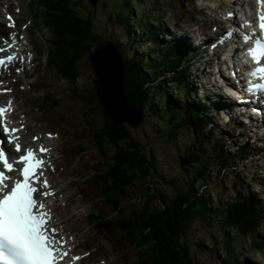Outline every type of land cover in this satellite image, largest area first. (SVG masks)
Wrapping results in <instances>:
<instances>
[{"label":"trees","instance_id":"obj_1","mask_svg":"<svg viewBox=\"0 0 264 264\" xmlns=\"http://www.w3.org/2000/svg\"><path fill=\"white\" fill-rule=\"evenodd\" d=\"M35 2L41 3L39 18L49 33L46 42L50 60L46 54L44 65L66 79L69 93L65 99L81 103L85 108L80 111V123L84 131H88L89 142L102 155L90 168L88 186L103 200L110 215L99 210L92 220V230L107 241L115 240L133 250L137 257L135 264H195L184 237L195 220L211 223L210 220L214 219L213 223L220 222L218 224L225 230V235L229 234L228 229H232L247 238L254 247L253 252L264 259V197L245 198L243 184L236 180L237 176L233 173L228 181L233 190L231 197H211L210 191L206 190L207 183H203L207 182L210 170L208 163L202 168L200 166L203 149L208 148L206 153H209L211 147L213 160L219 158L215 170L217 176L226 170L230 155L234 156L236 152L232 154L224 150L222 143L213 141L212 132L205 129L206 119L199 117L191 104L183 102L185 99L190 102L191 96L188 95L190 90L185 79L188 66H178L181 56H173L166 47L161 49V53L168 62L153 53H123L120 68L124 101L133 111L143 113V119L137 125L127 121L116 122L100 100L98 74L89 58L101 41L93 20L76 11L77 0ZM149 28L143 27L142 30L149 35ZM151 39L156 41V34L151 35ZM110 45L115 48L113 44ZM116 53L121 54L120 50ZM80 63L90 65L94 73L92 87L85 91L77 86ZM155 77L161 84L160 89L164 90L159 98L155 96L156 84L152 85ZM166 79L172 81V85L167 86ZM51 102L58 104L59 101ZM145 113H149L153 119L155 116H165L167 124L163 125L157 120L155 123L167 131V138L171 136L174 139L185 130L198 140L211 139V144H203L199 150H195L198 144L192 147L183 145L180 165L184 169L190 166L196 169L192 179L185 184L187 187L178 188L173 195L163 189L168 185H158L161 178L156 176L153 153L135 133L134 128L145 124ZM106 146L113 151L107 161ZM78 152L81 151L76 148L75 154ZM247 152V149H241L239 158L244 159ZM211 156L209 159H212ZM216 246H220L222 252L220 260L228 261L229 243L221 242ZM239 264L257 263L242 259Z\"/></svg>","mask_w":264,"mask_h":264},{"label":"rangeland","instance_id":"obj_2","mask_svg":"<svg viewBox=\"0 0 264 264\" xmlns=\"http://www.w3.org/2000/svg\"><path fill=\"white\" fill-rule=\"evenodd\" d=\"M77 0L78 4L76 6V11L82 16H88L94 22V29L99 35L101 40L98 46L92 50V54L89 55L91 62L94 64L93 57H95V63L97 66L96 72L102 75V80L105 82V89H102L101 93L104 99L110 105L111 111L116 115L115 120H121L123 114L121 113L122 108H126L122 104L117 87V81H119V67L118 58L119 55L115 54L110 48V43L113 44L116 49L123 53H131L138 55L144 53L149 55L151 53L156 54L159 58L164 59L159 50L156 49L154 42H150L147 35L141 29V27H147L151 24L160 25L156 26L158 31L162 28H168L174 32V39L179 40L180 33L183 34L185 31H194L201 29L207 33V35H212L214 31V20L221 19L224 12L228 9L229 4L226 0ZM248 2V0H246ZM0 4L4 5V1L0 0ZM20 15V18L26 22L31 23L30 33L34 42L39 44L40 48L45 53H37L38 57V73L37 76L33 75V83L36 81H44L47 86V90L50 91V99H58V104L54 105V111L60 113L63 122L57 121L60 124L61 130L63 132V138L72 139L82 138L84 144H80L83 152H78L75 154V143L58 148L57 140V152L56 160L59 166L67 164V180L64 185L59 186L58 189L62 190L65 197V205H63V200H60L62 214L67 217L72 215H77L74 212H78L77 216H70L67 220L62 217L59 213L58 218L63 220L61 223L67 227L70 223L72 225V230L77 234V246L81 247L82 252L90 250L92 254L90 255L91 261H99L97 258L93 257L96 254H105L107 256L108 264H122L119 259L115 258L114 246L112 249V244L104 239L103 237L96 235L92 228L88 225L86 221L85 214L92 209H97L105 213H109L103 203V200L98 198L94 191L90 192V188L87 185V176H89L90 168L95 162L99 161L102 155L99 154L93 145L89 142L88 131H84L83 125L80 123L81 115L80 111L85 108L80 103L71 102L65 99L68 95V83L61 79L54 71L48 70L45 67L44 58H46V53L48 49L45 47L46 39L48 38V30L42 28V22L40 21V14L38 19L34 17V8H28ZM216 8L217 13L214 11ZM3 9H0V13L3 17ZM116 14V17L114 16ZM119 14V16H117ZM238 14H241L240 12ZM1 30H4L3 19H0ZM155 21L157 23H155ZM132 22V23H131ZM135 26L137 29L135 30ZM191 31V32H194ZM168 37V36H166ZM106 39V40H103ZM163 38V37H162ZM207 39V38H205ZM207 48V47H205ZM200 47L198 48V50ZM159 51V52H158ZM117 52V51H116ZM40 55V57H39ZM144 57V56H143ZM160 59V60H161ZM159 61V60H156ZM203 60L196 59L199 63ZM80 77L77 81V86L81 90L85 91L92 87V77L94 73L87 63H80ZM203 67V65H202ZM201 67V69H202ZM95 68V66H94ZM203 70V69H202ZM205 71L211 70L210 67L205 66ZM112 79L110 80V76ZM192 75L194 71L192 70ZM201 73L198 77H194L201 85L207 84V81H213L215 77L207 79ZM96 77V76H95ZM209 77V76H207ZM98 78L101 79L100 74ZM38 79V80H37ZM112 81V82H110ZM167 86L170 85V80L166 79ZM156 84V97L162 96L164 90L160 89V83L158 78L153 79L152 85ZM208 85V84H207ZM210 85V84H209ZM197 86V85H196ZM215 88V87H214ZM208 90L202 89V93L205 94L206 100H212L213 96H207ZM198 97L200 95H197ZM113 99V101H112ZM115 102V105H114ZM119 107V108H114ZM203 109V108H200ZM23 111V109L21 108ZM24 110L29 114L27 120L28 127L31 128V133H36L35 127L41 128V133L44 135L46 131H57L56 127L52 124L54 121L48 119L46 122L43 121L45 115L40 116L41 109L36 107L25 106ZM24 112V113H25ZM99 115V111L96 112ZM84 115V114H83ZM209 117H216L218 125L215 120H212V125L214 126V139L213 141H220L224 139L223 147L224 150H228L232 153L235 149L234 145L245 146L249 148L250 155L247 159L241 160L237 155H230V162L227 163L226 170L221 174L215 172L216 163L219 158L214 159L211 156L212 150L209 147V153H206L207 149H203L200 153L202 157V163H200L201 168L206 166L208 163L210 165V170L208 173V180L206 190L210 191L211 197L215 196H226L231 197L233 195V190L229 186V180L232 179L231 173L236 175V180L243 184L245 198L250 196L264 195V138L257 139L258 145L260 147L255 148L252 143V137L246 136L240 133L239 130L233 131L232 129H226L223 127L224 122L221 118L213 113H208ZM161 117L155 116V119L149 114H144L145 124L142 127L134 128L135 133H137V138L144 144L149 145L150 150L153 153L154 162L156 164L155 171L156 176L160 177L158 185H168L163 186V189L167 193L175 194L178 188L187 187L185 184L188 183L189 179H192V174L195 171V166L187 167L184 169L180 162H182V151L181 148L184 144L187 146H197L195 150H199L201 145L211 144L209 139L198 140L193 134H188L185 130L178 133L176 138L166 137L167 131L162 129L155 123V120L159 121L161 124H167L166 118L163 115ZM143 119V113L141 114ZM39 120L34 122L33 120ZM83 121L84 118L82 117ZM174 122V120H171ZM53 130H52V129ZM30 135V134H29ZM213 138V137H212ZM254 138V137H253ZM256 138V136H255ZM205 142V143H204ZM226 144V145H225ZM106 152L108 157L107 161L112 155V149L106 146ZM257 153L256 156L253 154ZM207 154V155H206ZM70 157V160H66V157ZM211 156L212 159H209ZM206 157V158H203ZM146 158V157H144ZM233 169L232 172H229ZM81 174L82 181L81 185L84 186V191L87 193L88 198L91 200L90 204L81 203L80 197L78 195L71 202V195L78 188V176ZM90 178L88 179V181ZM141 181V180H140ZM168 181L169 184H166ZM192 181V180H191ZM173 182V184H172ZM194 183V182H192ZM173 185V186H172ZM176 185V187H175ZM62 194H60L61 196ZM263 199V197H261ZM78 217V218H77ZM211 223L201 222L195 220L192 223L187 235L184 237V241L189 246V251L194 257L195 264H239L242 259H248L257 264H264V259L260 258L256 252H253L254 247L249 244V241L244 236L238 234L235 230L226 229L229 231L228 235H225L221 228L220 223H213L214 219L210 220ZM73 238V237H72ZM225 242L229 243L230 253L227 257L228 261H222V252L220 246H216L217 243ZM217 248V249H216ZM127 251V250H126ZM221 257V258H220ZM236 257H239L238 259ZM127 258L130 259L129 264H133L136 255H134L133 250H129Z\"/></svg>","mask_w":264,"mask_h":264},{"label":"snow or ice","instance_id":"obj_3","mask_svg":"<svg viewBox=\"0 0 264 264\" xmlns=\"http://www.w3.org/2000/svg\"><path fill=\"white\" fill-rule=\"evenodd\" d=\"M258 2H264V0H258ZM258 20L259 33H253V36L257 38L247 51L248 57L255 65L249 72L251 77H264V63H262L264 61V13L258 16ZM243 39L247 41L249 37L244 36ZM221 42L223 38L217 43ZM5 43L8 48H11L15 41L8 43L6 39ZM6 50L0 49V52ZM14 59H16L14 54L0 58V66H6L5 60L12 62ZM19 59L23 61L24 57L21 56ZM21 71L22 69H17V72ZM255 87L261 88L264 85L257 84ZM11 103L9 101V106ZM5 111V108H0V116ZM22 129L23 125L20 129L12 128L11 130L5 125L3 132L7 135L9 131L18 133ZM13 139L19 141L20 137L9 136L8 142L12 143ZM37 139L39 137H33V140ZM15 151H21L19 142L15 144ZM48 151L41 146V153ZM44 163L45 161L37 158L30 147L25 150V154L20 155L19 159L13 162H9L5 151L0 148V164L4 169L0 170V264H58V261L67 255V252L63 250L64 237L58 236V229L48 227L52 218L51 212L46 210L44 202L38 199L40 196L54 195L51 191H41V189L50 188L47 178L41 182V177L44 176L43 171L37 174ZM20 164L22 167H16ZM5 171L18 172L22 179H15L9 186L5 183L9 179ZM37 183H40V187L35 186ZM73 259H79V257H73Z\"/></svg>","mask_w":264,"mask_h":264},{"label":"bare ground","instance_id":"obj_4","mask_svg":"<svg viewBox=\"0 0 264 264\" xmlns=\"http://www.w3.org/2000/svg\"><path fill=\"white\" fill-rule=\"evenodd\" d=\"M237 1H239V0H230L229 1V5L231 4V2H234V3H237ZM242 8V7H241ZM27 53H28V55H29V57H30V59H29V61L27 62V65H24V66H22V71H21V83L23 84V86H25V87H32L35 83H33V81H31L32 79H33V75L32 76H30L29 74H28V71H29V67H31V66H35V67H38V57H37V52H35L32 48H28L27 50ZM39 57H40V55H39ZM93 60H94V66H95V68L97 69V66H96V63H95V57H93ZM208 67H210V69H211V66L209 65ZM98 70V69H97ZM209 71H211V70H209ZM99 74H100V76H101V79H100V82H99V85H100V91H99V95H100V97L102 98V100H103V102H104V104H105V106H106V108L108 109V111H109V113L111 114V116L113 117V118H117L116 117V115L111 111V108H110V105L108 104V102L104 99V97L102 96V93H101V91H102V89H105V82H103V80H102V75H101V73L99 72ZM36 76H37V74H35ZM211 75V74H210ZM210 75H209V77H210ZM112 79V75L110 76V80ZM110 82H112V81H110ZM210 85H211V87L212 86H214L215 84L214 83H210ZM215 88H217V86L215 85L214 86ZM112 101H113V99H112ZM114 105H115V102H114ZM251 105H253L252 103H251ZM114 108H119V107H115L114 106ZM234 108H236V107H234ZM231 109V108H230ZM121 113L123 114V118H121V120L122 121H127L126 119H128V120H130V121H132V122H139V114L137 113V112H135V111H131V110H128L127 108H122L121 109ZM128 122V121H127ZM251 132H253V134H256L254 131H252V130H250ZM48 132H50V131H46L45 132V134L43 135L41 132H40V134H41V137H42V139L45 141V143H46V145L48 146V148L49 149H51L52 150V152H51V154H50V159H51V161L54 163V164H56L57 166H59V163H58V161L56 160V152H57V146H56V143H57V140H58V138H57V140L56 141H54V142H51L50 141V139H49V137H48ZM58 188V187H57ZM61 196L59 197V199L60 200H63V205H62V207H64V206H66L65 205V197H64V194H63V192H62V190H61ZM61 206V205H60ZM65 215V214H64ZM76 245H77V239H76ZM83 253H85V254H89V255H91L92 254V251H90V250H87V251H84Z\"/></svg>","mask_w":264,"mask_h":264},{"label":"water","instance_id":"obj_5","mask_svg":"<svg viewBox=\"0 0 264 264\" xmlns=\"http://www.w3.org/2000/svg\"><path fill=\"white\" fill-rule=\"evenodd\" d=\"M110 45V44H109ZM110 48L113 50V52L115 53V54H117V55H119V58H118V67H119V81H117V85L115 86V87H117V90H118V95H119V98H120V100H121V102H122V104H124V106H126V108L128 109V110H131V111H133L131 108H129L128 107V105L126 104V102L124 101V96H123V93H122V88H121V77H122V70H121V68H120V62L122 61V55L120 54V53H116V51H117V49H116V47L115 48H113L111 45H110ZM95 70H96V68H95ZM97 73V72H96ZM98 74V73H97ZM99 75V74H98ZM99 82H100V79H99ZM99 91H100V85H99ZM99 91H98V94H99ZM99 97H100V95H99ZM100 100L102 101V103L104 104V102H103V100H102V98L100 97ZM104 106H105V104H104ZM106 107V106H105ZM107 109V108H106ZM108 110V109H107ZM109 112V111H108ZM110 114V113H109ZM141 112L139 113V122L142 120V118H141ZM111 115V114H110ZM113 118V117H112ZM113 120L114 121H116V122H119V121H122V120H115V118H113ZM131 125H133V124H138L139 122L137 121V122H132V121H130V120H128V119H126Z\"/></svg>","mask_w":264,"mask_h":264}]
</instances>
